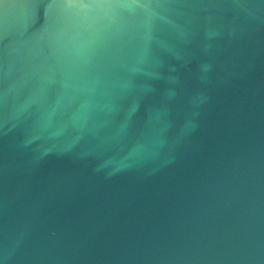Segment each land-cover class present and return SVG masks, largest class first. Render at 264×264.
I'll return each instance as SVG.
<instances>
[{"label":"water","instance_id":"water-1","mask_svg":"<svg viewBox=\"0 0 264 264\" xmlns=\"http://www.w3.org/2000/svg\"><path fill=\"white\" fill-rule=\"evenodd\" d=\"M0 264H264V0H0Z\"/></svg>","mask_w":264,"mask_h":264}]
</instances>
